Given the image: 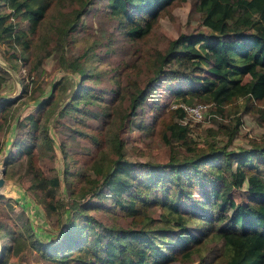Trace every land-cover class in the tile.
<instances>
[{"label":"trees","instance_id":"trees-1","mask_svg":"<svg viewBox=\"0 0 264 264\" xmlns=\"http://www.w3.org/2000/svg\"><path fill=\"white\" fill-rule=\"evenodd\" d=\"M57 1L0 0V44L11 52L0 50L13 68L18 54L35 44L40 25ZM179 1L105 0L116 30L129 41L132 51L131 58L119 60L118 70H114L119 80L110 90L112 101L122 100L121 117L135 114L142 104L151 101L158 81L179 80L183 87L173 90L178 102H208L225 119L230 114L228 105L245 98L260 106L256 119L264 123V0H190L203 28L177 31L163 45L159 46L155 39L147 50L141 49L140 42L146 43L153 35L157 19L164 14L169 17L171 7ZM87 4L84 1L73 8L57 31L71 33L78 29ZM80 58L73 59V69L82 66ZM38 62L39 59L30 63V72ZM202 71L207 74L196 73ZM140 77H146L144 84L132 88L142 80ZM3 79L0 73V82ZM191 82L193 86H185ZM55 96L52 90L38 101L33 112L23 116L21 124L26 126L24 135L30 144L19 142L20 135L11 143L25 159V174L32 179L30 186L39 193L44 212L48 215L59 205L66 207L65 229L56 244L34 240L30 228L26 229L28 240L42 258L59 264H171L198 254L201 244L218 241L223 264H264V143L241 151L220 146L193 157L169 158L166 163L128 161L119 147V155L109 170L102 173L93 165L100 177L91 190L97 203L74 200L66 206L56 198L58 176L46 175L35 154L36 147L46 145L47 158L51 160V138L41 119L45 111H52ZM11 104L12 100L0 99L3 118ZM161 109L157 107L158 114L148 133L163 143L185 142L189 128L179 123L184 116L181 106ZM106 116V112L95 108L92 118L101 125L90 127L88 134L81 133L98 150L102 147L101 130ZM238 124V118H229L219 126L231 139ZM92 160L90 157L88 162ZM232 161L236 163L233 168ZM243 184L245 201L238 203L229 192ZM193 185L202 186L200 198L193 197ZM105 196L125 218V226L96 218L99 212L112 208L104 202ZM68 207L73 210L71 214ZM89 208H98L94 217L86 215ZM157 208L160 212L152 218ZM0 244V264L9 256L18 257L25 247L17 229L8 231L1 217Z\"/></svg>","mask_w":264,"mask_h":264},{"label":"rangeland","instance_id":"rangeland-1","mask_svg":"<svg viewBox=\"0 0 264 264\" xmlns=\"http://www.w3.org/2000/svg\"><path fill=\"white\" fill-rule=\"evenodd\" d=\"M84 1L88 4L79 17L80 27L71 33L57 31L63 21L68 19L71 10ZM104 2L105 0L57 1L50 16L40 25V35L35 44L18 54L14 68L1 52L3 50L10 53L11 49L0 44V73L4 74V79L0 82V99L7 97L12 100L6 117L3 118L0 114V167L5 166L3 184L0 186V217L8 231L15 227L25 241L21 254L18 257H7L3 264H59L40 256L35 246L31 245L32 240H28L26 229L29 227L32 231V239L51 246L56 244L65 229V206H57V210L48 215L44 212L37 197L39 193L30 186L32 179L25 174V159L11 145L12 141H17L18 135L21 136L19 142L30 144L24 135L26 126L21 124L23 116L33 112L38 101L52 90L56 94L53 109L47 114L45 111L41 121L47 127L53 154L51 160H48L46 145L43 148L36 147L35 154L38 165L46 175L58 176L56 198L66 206L74 200H79V203H97V196L91 190L100 177L93 165L102 173L109 170L113 160L119 155V147L122 156L128 161L166 163L169 158L193 157L220 146L241 151L264 143V123L256 119L260 106L245 98H238L228 105L230 114L225 119L212 110L210 103L204 102L208 105V113L201 120L186 118L189 130L185 142L170 140L163 143L148 133L156 117L154 115L158 114L157 107L166 111L178 102L173 90L183 87L179 80L158 81L151 101L147 100L142 104L135 114L122 118V100L119 98L112 101L110 90L112 84L119 80L118 74L114 72L115 69L118 70L119 60L132 57L131 44L116 30L114 18L108 14ZM66 10L69 12H64ZM169 17L164 14L157 19L153 35L146 43L140 42L141 49L147 50L155 39L161 46L166 39L173 38L177 31L203 28L199 24L198 12L192 9L190 0H180L171 7ZM23 25L24 22H21V26ZM29 56L33 57L32 61ZM79 56L80 61L84 62L79 69H73L72 61ZM37 59L40 62L32 73L29 70L30 63H36ZM196 73L207 74L204 71ZM140 78L142 80L132 84V88L144 84L146 77ZM189 85L193 86V82L185 84L187 87ZM196 102L200 101L193 99L190 103ZM95 108L107 113L101 130L103 142L100 150L81 135L82 132L88 134L90 127L101 125L92 118ZM211 112L215 116H211ZM229 118L239 119L236 133L231 139H228L219 126ZM84 155L87 157L84 158ZM90 157L93 160L88 162ZM235 164L232 161L231 167ZM201 188V185H193L194 198H200ZM243 190L244 184L240 188H232L229 193L236 202L243 203ZM103 200L112 208L99 212L96 218L110 225H122L125 218L111 205L110 198L105 196ZM72 211L68 207V214ZM97 211L98 208H89L86 215L94 217ZM159 212V208L153 210L151 217L156 218ZM220 253V243L208 241L198 246V254L171 264H223Z\"/></svg>","mask_w":264,"mask_h":264},{"label":"built area","instance_id":"built-area-1","mask_svg":"<svg viewBox=\"0 0 264 264\" xmlns=\"http://www.w3.org/2000/svg\"><path fill=\"white\" fill-rule=\"evenodd\" d=\"M175 105L181 106L184 111L183 118L179 119L180 124H187L186 118L195 120H201L204 117V114L208 113V105L204 102H196V103H185V102H177ZM211 116H215L214 112H211Z\"/></svg>","mask_w":264,"mask_h":264},{"label":"water","instance_id":"water-1","mask_svg":"<svg viewBox=\"0 0 264 264\" xmlns=\"http://www.w3.org/2000/svg\"><path fill=\"white\" fill-rule=\"evenodd\" d=\"M3 100H9L10 98H7V97H4L2 98ZM4 172H5V166L2 165L0 167V186L3 184V175H4Z\"/></svg>","mask_w":264,"mask_h":264}]
</instances>
